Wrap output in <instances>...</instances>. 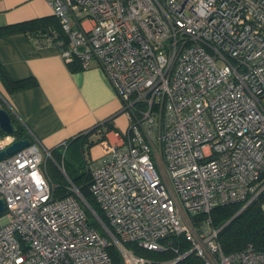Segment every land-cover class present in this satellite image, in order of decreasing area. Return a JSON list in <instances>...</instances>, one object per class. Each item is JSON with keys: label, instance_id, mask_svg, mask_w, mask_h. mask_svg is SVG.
<instances>
[{"label": "built area", "instance_id": "obj_1", "mask_svg": "<svg viewBox=\"0 0 264 264\" xmlns=\"http://www.w3.org/2000/svg\"><path fill=\"white\" fill-rule=\"evenodd\" d=\"M47 1L65 63H98L129 116L121 143L87 168L113 242L71 181L54 196L52 152L33 139L0 160V264H113L111 246L125 264H264L252 246L225 255L210 216L264 193V0ZM2 132L0 153L18 141ZM179 237L189 252L164 263L124 246L178 253Z\"/></svg>", "mask_w": 264, "mask_h": 264}, {"label": "crops", "instance_id": "obj_2", "mask_svg": "<svg viewBox=\"0 0 264 264\" xmlns=\"http://www.w3.org/2000/svg\"><path fill=\"white\" fill-rule=\"evenodd\" d=\"M51 16L47 0H0V28ZM70 66L46 39L0 37V108L9 112L15 130L24 129V139H38L51 152L81 138L76 147L89 146L90 166L104 159L106 143H121L130 120L98 63L77 71ZM7 80L33 85L13 90Z\"/></svg>", "mask_w": 264, "mask_h": 264}, {"label": "trees", "instance_id": "obj_3", "mask_svg": "<svg viewBox=\"0 0 264 264\" xmlns=\"http://www.w3.org/2000/svg\"><path fill=\"white\" fill-rule=\"evenodd\" d=\"M19 33L27 34L40 40L51 39L52 45L57 48L68 45L67 35L63 32L59 19L54 15L51 17L35 19L0 28V37ZM60 43H62V46H60ZM70 67L73 71L82 69L78 63H74ZM7 81L13 90H23L33 85V82L29 81H21L18 83L12 82L10 80ZM2 134L4 133L2 132ZM15 135L18 140L24 139L26 137L25 131L22 127L16 128ZM79 139L81 138H78L72 143L77 142ZM52 156L55 160V166L57 167L61 165V163H67L66 158L60 153V151L53 150ZM55 166L52 168L54 171H56V173L54 172L55 175H53V177L50 175V171L48 169L47 173L52 180L54 196L56 198H64L69 195V185L66 182L64 176L59 171H57L58 169ZM70 180L80 190L88 206L97 214V216L105 223V225L110 228L108 220L105 218L104 213L91 194V174L87 170L80 171L77 175L70 176ZM263 205L264 193L260 194L257 199L246 208H244L245 206L243 204H231L224 207H218L211 212L210 216L213 226L215 228H222L219 235V242L221 243L225 255L229 256L234 253L244 251L250 246H252L257 251H264ZM86 208L85 210L89 220L93 226L101 232L102 228L100 223L97 219H94L93 214L88 208ZM238 213H240L239 216L232 220ZM101 234L105 236L104 233L101 232ZM173 242L175 244V248L178 250V253L171 249L162 253H156L139 249L133 244H125L124 246L128 250L134 251L138 256L143 257V255H149L150 257L157 259L159 263H164L173 261L179 255H184L190 250V245L182 237L174 238ZM109 253L114 263L120 260V251L115 246H111L109 248ZM176 264L204 263L195 254H189Z\"/></svg>", "mask_w": 264, "mask_h": 264}, {"label": "rangeland", "instance_id": "obj_4", "mask_svg": "<svg viewBox=\"0 0 264 264\" xmlns=\"http://www.w3.org/2000/svg\"><path fill=\"white\" fill-rule=\"evenodd\" d=\"M77 144H79V142L71 143L69 145V147H63L60 150V153L62 155H64V157L66 158V161H67V163H64V164L61 163V165H59L62 170L60 168H58L57 166H55L56 164H55L54 158L46 161V157L44 160L43 169L44 170L48 169L50 171V175L53 177V175H55L56 171H54L52 168H53V166L57 167V169H58L57 171H59L64 176L67 183H68V179L70 178V176H75L80 171H86L89 164L93 162L91 159L89 148H88L89 146L86 145V147H84V151H81V150H77V147H76ZM62 166L64 167V169L62 168ZM64 170H65V172H64ZM85 208H86V206H85ZM244 208H246V207H244ZM94 219L96 220L95 217H94ZM101 228H102L101 232L105 234V237L108 239V241L113 242L112 238L109 237V235L105 233L103 226H101ZM143 257L146 259L154 260V261L158 262L157 259L150 257L149 255H143ZM113 264H125L124 257L122 256L121 253H120V260L115 262V263L113 262Z\"/></svg>", "mask_w": 264, "mask_h": 264}, {"label": "water", "instance_id": "obj_5", "mask_svg": "<svg viewBox=\"0 0 264 264\" xmlns=\"http://www.w3.org/2000/svg\"><path fill=\"white\" fill-rule=\"evenodd\" d=\"M0 127L2 131L7 135H12L16 132L11 115L9 114L8 111L2 108H0ZM30 144H31V141L29 139H21V140L16 141L14 144L8 147L5 151L0 153V160L4 159L7 156H12L20 152L24 148L30 146ZM4 210H5V204L2 198L0 197V216L4 213ZM240 213H238L232 220H234L237 216H239ZM94 215L96 216L98 221L102 222V220L97 216L95 212H94ZM102 224L104 223L102 222Z\"/></svg>", "mask_w": 264, "mask_h": 264}]
</instances>
